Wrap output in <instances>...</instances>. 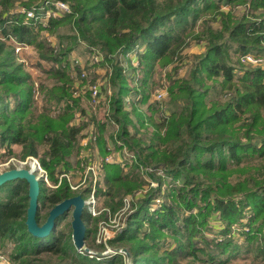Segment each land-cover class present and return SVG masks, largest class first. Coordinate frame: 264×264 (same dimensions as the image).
<instances>
[{"label":"trees","instance_id":"obj_1","mask_svg":"<svg viewBox=\"0 0 264 264\" xmlns=\"http://www.w3.org/2000/svg\"><path fill=\"white\" fill-rule=\"evenodd\" d=\"M56 1L68 12L43 17ZM60 30L56 46L41 36ZM80 44L89 59L72 67L69 55ZM28 47L43 74L36 80L16 56ZM189 47L198 50L184 54ZM93 53L98 63H91ZM249 53L264 59V0H0V156L17 147L21 160L35 157L45 171L52 186L39 193L37 223L76 195L85 201L93 191L98 208L115 211L125 195L137 194L125 225L109 240L127 253L90 256L75 248L71 221L62 223L66 213L49 235L32 236L25 225L28 185L5 182L0 249L11 244L13 264H183L198 252L213 260L240 251L264 264V65L244 63ZM185 59L189 69L178 77ZM167 65L168 114L149 103L148 80L156 66ZM98 66L103 98L93 111L75 92L95 83ZM90 94H83L88 102ZM115 152L125 159L106 162ZM97 159L94 186L88 173L72 189L70 169L84 173ZM145 175L155 187L138 195L148 185ZM107 215L92 217L84 207V240ZM169 238L174 247L161 250Z\"/></svg>","mask_w":264,"mask_h":264},{"label":"rangeland","instance_id":"obj_2","mask_svg":"<svg viewBox=\"0 0 264 264\" xmlns=\"http://www.w3.org/2000/svg\"><path fill=\"white\" fill-rule=\"evenodd\" d=\"M20 8L18 6V3L15 7V9ZM214 28L217 27V23H213L212 24ZM65 31L60 30L58 35H52L49 36V33L47 31H42L41 32V36L43 37H48L49 40L51 41L52 45H58V41H59V35H64ZM198 50V48L196 47H189L187 49H185L183 51L184 54H191V53H196ZM16 56L18 57V61L24 64V69L31 74V77L36 80V77L38 76H42L43 74H41V68H39L37 66V59L35 56V52H32V49L30 47L28 48H22V49H17L16 50ZM70 63L71 66L74 67L78 64H75L74 59H77L79 62L78 66H82L84 67V64L86 62L87 59H89V55L86 51L85 46L82 44L79 45L78 48L74 49L71 53H70ZM74 57V59H72ZM188 59H185L183 61L184 65L181 67V69L178 71L177 75L178 77H183L187 74L188 71ZM132 62L134 65H137V58L134 55L132 57ZM187 62V65L185 64ZM41 65L43 66H47V63L42 62ZM81 67V68H82ZM98 69V68H97ZM171 66L167 65L164 68L158 67L156 66L152 72V74L148 77L149 82L151 81L152 83H150V86L153 87V90L150 93V97H149V103H155L157 104V106H160L163 110H166V114L169 113V111L171 110V108H169L170 106H167L165 104L166 100H167V88L169 87V79H168V74L171 73ZM96 73H99V77H102L103 75V69H98ZM75 72L72 70V75H74ZM98 75V74H97ZM90 78V76H89ZM102 83L101 81H98L96 79L95 83ZM77 83H79V81H77ZM76 86V85H75ZM157 87H162L165 91V97L161 100H156L154 97V91L156 90ZM75 94H78L82 97V103L87 104V106H91L90 103L88 102V99L86 98V96H84L81 93H78V91L75 92ZM104 94L102 93V96ZM103 97H100V99H102ZM98 106V104L95 106V108L91 109H96ZM143 108H146V105L143 106ZM145 112L147 113V109H144ZM95 111V110H93ZM99 111V110H98ZM98 111L96 113H98ZM102 112L103 109L101 108L99 111V117L102 116ZM154 117L156 119V121H159L160 115L159 113L154 114ZM91 127L89 126L85 131L88 132V130H90ZM117 129L116 126H109V131H113L115 132ZM87 138H83L81 140V142H83V140H86ZM19 152V148H15L14 151V155H6V156H0V173L9 169H20V168H24V169H29L27 165H23L22 162L25 159H20L17 154ZM2 153V150L0 151V155ZM83 154H85L86 156H82L84 157L83 159H87V153H85V150L83 152ZM116 156H117V152H115ZM118 157V156H117ZM116 157V158H117ZM37 159V158H36ZM125 159V154L123 153V158H119V162L123 161ZM98 161H94L92 164L95 167V174L98 173L97 168L99 167V159H97ZM38 161V160H37ZM130 161V160H127ZM76 159L75 157H73L71 159V163L74 166H77L76 164ZM39 163V162H38ZM40 165V164H39ZM41 167V166H40ZM42 168V167H41ZM35 174L39 175L37 171H35ZM86 175L84 173H81L79 169L75 168H71L68 175L65 176L66 179L68 180V183L73 186L78 185L80 186L83 183V178ZM39 177V183H40V191H42L45 187H51V183L48 181V179L41 176V174L38 176ZM44 179V181H43ZM61 179V177H60ZM145 180L148 181V185H144L140 188L138 195H142L145 194L147 192L148 189L155 187V184L151 181V179L149 178V176L145 175ZM137 194L134 195H125L123 200H122V205L120 208H118L115 211H111L108 210V208H98V204L96 201V210L98 211V214L92 217H97L99 216L102 212H108L107 218L105 220H101L99 222H97L96 225V231L94 233H91L88 238L85 240L84 243V249H81L83 254H87L90 256L96 255V254H110V253H117L120 252L121 254H126L127 250L126 248H119V249H112L109 245V240H111L116 234L117 232H119L121 230V228L125 225V221L127 219V217L129 216V214L132 212V200H134V197ZM39 203V201H38ZM40 206V205H39ZM154 207V206H153ZM153 207H150V210H153ZM40 213H44V211L40 212ZM66 221H71V210H69L68 212H66L65 215V220L62 222H66ZM94 224V223H93ZM92 224V225H93ZM208 237H211L212 234L211 233H207ZM235 238L238 239L237 241L241 240V236H238L237 234H235ZM99 247H103V248H99ZM162 249L165 248H172L174 247V242L169 238L166 239L165 242H163L162 244ZM85 248L87 249V251L85 250ZM122 249L126 250V253L121 252ZM10 253H11V244H7V246L3 249H0V264H13V262L10 259ZM80 253V252H79ZM240 254H238L235 257H232V254H228L227 259L228 261L224 264H257L258 262L256 260L253 259V257L250 256V258H244L245 252L244 251H240ZM198 258L194 259L193 257H188V258H184L182 259V263L183 264H221V257L222 255H216V257L212 260L210 258L209 255H207V253H202V252H198L197 253ZM253 256V255H252ZM225 257V258H226ZM223 258V259H225ZM222 259V260H223Z\"/></svg>","mask_w":264,"mask_h":264},{"label":"water","instance_id":"obj_3","mask_svg":"<svg viewBox=\"0 0 264 264\" xmlns=\"http://www.w3.org/2000/svg\"><path fill=\"white\" fill-rule=\"evenodd\" d=\"M24 180L28 185V206L26 209L25 225L27 231L34 237L44 238L54 227L55 219L71 210V235L76 249H84V237L86 226L82 219L84 211V199L80 195L64 199L55 204L48 212L45 221L39 225L36 215L39 208L38 198L40 193V183L36 176L29 170L9 169L0 173V185L13 180ZM87 251V249L85 248ZM121 252L126 253L125 249Z\"/></svg>","mask_w":264,"mask_h":264},{"label":"built area","instance_id":"obj_4","mask_svg":"<svg viewBox=\"0 0 264 264\" xmlns=\"http://www.w3.org/2000/svg\"><path fill=\"white\" fill-rule=\"evenodd\" d=\"M54 8L55 10H47L45 11L43 17L47 18L49 16H55L57 15L56 13V10H58L59 12H68V7L65 3H63L62 1H56L54 3ZM27 16L28 17H31L33 16V14L31 12H28L27 13ZM74 59V57L72 58ZM101 60V56L98 54V53H93L92 55V58H91V63H98L99 61ZM241 60L244 62V63H247V64H251L253 66L255 65H260V66H263L264 65V59L262 57H257L255 56L254 54H245L244 56H242ZM74 62L75 64H78L79 65V62L77 59H74ZM82 67V66H81ZM98 69H101L99 66H98ZM101 75V74H100ZM81 77H86V74H85V70L83 69L82 70V73H81ZM103 77V75H102ZM102 77H98L97 80L98 81H102ZM100 85L101 83L97 82V83H94L93 85H83L82 86V89H80V93L81 94H84L85 90H88L90 91V105L92 108H95V106L98 104V101H99V98L101 97V92H100ZM154 97L156 100H161L165 97V91L162 87H157L156 90L154 91ZM90 130H88V134L86 136V140H83V142H80L82 145L86 144V142L88 141V138L90 136ZM84 150L82 149L79 153V156L81 158H84L82 156H86L85 154H83ZM86 153V151H85ZM117 156H118V153H117ZM115 156V153L114 155H111L109 157H107L105 159L106 162H112V161H118L119 162V158L120 156ZM117 157V158H116ZM23 165H27L28 166V170L33 173L36 178L39 180V175L41 174L42 177L45 178L46 180V173L45 171L40 167L37 159L35 157H27L23 162H22ZM95 167L93 166V164H87L85 166V172L84 174L87 176L88 173H91L92 176H93V186H94V183H95V180H96V172H95ZM35 171L38 172L39 175L35 174ZM86 176L83 178V182L85 181V178ZM44 181V179H43ZM70 187L72 189H76L77 187H79L78 185H71L70 183ZM96 199H95V196H94V193L93 191L91 192L89 198H87L85 201H84V207L86 208L87 212L92 215V216H95L98 214V211L96 210ZM78 252L82 253L81 249H78L77 250Z\"/></svg>","mask_w":264,"mask_h":264},{"label":"bare ground","instance_id":"obj_5","mask_svg":"<svg viewBox=\"0 0 264 264\" xmlns=\"http://www.w3.org/2000/svg\"><path fill=\"white\" fill-rule=\"evenodd\" d=\"M82 140V139H81ZM90 146V145H89Z\"/></svg>","mask_w":264,"mask_h":264}]
</instances>
